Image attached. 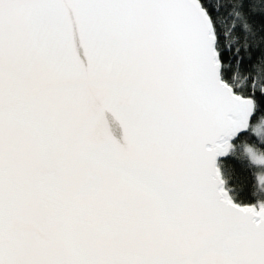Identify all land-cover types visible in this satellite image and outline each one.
<instances>
[{
    "label": "snow or ice",
    "instance_id": "obj_1",
    "mask_svg": "<svg viewBox=\"0 0 264 264\" xmlns=\"http://www.w3.org/2000/svg\"><path fill=\"white\" fill-rule=\"evenodd\" d=\"M260 116L264 0H0V264H264L215 166Z\"/></svg>",
    "mask_w": 264,
    "mask_h": 264
},
{
    "label": "trees",
    "instance_id": "obj_2",
    "mask_svg": "<svg viewBox=\"0 0 264 264\" xmlns=\"http://www.w3.org/2000/svg\"><path fill=\"white\" fill-rule=\"evenodd\" d=\"M230 23V19L226 17L225 27L227 28ZM245 141L250 144L258 143L256 137L248 131L233 143L229 156L220 161L219 169L227 190L237 204L258 207L264 204V190L258 184V174L262 173V168L251 163L244 149ZM259 147L264 149V144H259Z\"/></svg>",
    "mask_w": 264,
    "mask_h": 264
},
{
    "label": "water",
    "instance_id": "obj_3",
    "mask_svg": "<svg viewBox=\"0 0 264 264\" xmlns=\"http://www.w3.org/2000/svg\"><path fill=\"white\" fill-rule=\"evenodd\" d=\"M104 118L107 122V125H108V129L113 137V139H115L117 142H119L121 145H123L125 143L124 141V129H123V126L121 125L120 121L116 119V117L111 113V112H105L104 114ZM248 133V132H246ZM246 133H241L239 134L237 137L231 139L229 141V143L231 144V148L228 152L227 155H223V156H218L216 158V168L219 170V180L221 181V183L219 184V187L228 194V198H230L232 200L233 203L237 204L233 198L231 197L229 191L227 190L226 188V184H225V181L222 177V174H221V171L219 169V163L221 160L225 159L226 157L229 156L231 150H232V146H233V143L239 138L241 137L242 135L246 134ZM238 206H242V205H239L237 204ZM246 206H254V205H246ZM256 207V206H255ZM257 210L258 207H256Z\"/></svg>",
    "mask_w": 264,
    "mask_h": 264
},
{
    "label": "clouds",
    "instance_id": "obj_4",
    "mask_svg": "<svg viewBox=\"0 0 264 264\" xmlns=\"http://www.w3.org/2000/svg\"><path fill=\"white\" fill-rule=\"evenodd\" d=\"M264 129V116H260L255 122L250 124L248 131L258 143L250 144L248 141L244 142L245 152L248 154L249 159L253 164L264 165V149L259 147V144H264V134L260 130ZM258 182L260 185V175L258 174Z\"/></svg>",
    "mask_w": 264,
    "mask_h": 264
},
{
    "label": "rangeland",
    "instance_id": "obj_5",
    "mask_svg": "<svg viewBox=\"0 0 264 264\" xmlns=\"http://www.w3.org/2000/svg\"><path fill=\"white\" fill-rule=\"evenodd\" d=\"M262 134H264V129L260 130ZM248 156V154H247ZM249 157V156H248ZM251 161V160H250ZM252 163V162H251ZM254 165H257V164H254ZM259 167L262 168V173L260 174V185L259 187L264 190V165H257ZM259 184V182H258ZM262 205V204H261ZM260 206H258V209H259Z\"/></svg>",
    "mask_w": 264,
    "mask_h": 264
}]
</instances>
